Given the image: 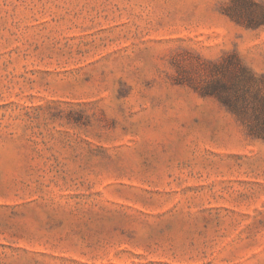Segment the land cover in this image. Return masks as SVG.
Returning a JSON list of instances; mask_svg holds the SVG:
<instances>
[{
  "label": "rangeland",
  "instance_id": "1",
  "mask_svg": "<svg viewBox=\"0 0 264 264\" xmlns=\"http://www.w3.org/2000/svg\"><path fill=\"white\" fill-rule=\"evenodd\" d=\"M0 264H264V0H0Z\"/></svg>",
  "mask_w": 264,
  "mask_h": 264
},
{
  "label": "trees",
  "instance_id": "2",
  "mask_svg": "<svg viewBox=\"0 0 264 264\" xmlns=\"http://www.w3.org/2000/svg\"><path fill=\"white\" fill-rule=\"evenodd\" d=\"M208 91H206L207 93L209 92V93H213L214 91V89H211V91H209L210 89H207ZM219 98H221V100H222V102L224 103V104H227V106L230 104L229 103V100H228V98L226 97V96H221V95H219Z\"/></svg>",
  "mask_w": 264,
  "mask_h": 264
}]
</instances>
